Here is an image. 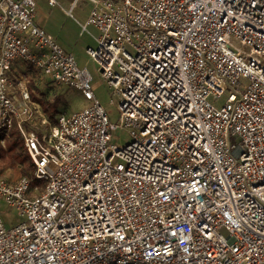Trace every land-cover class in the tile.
I'll use <instances>...</instances> for the list:
<instances>
[{
	"label": "built area",
	"instance_id": "obj_1",
	"mask_svg": "<svg viewBox=\"0 0 264 264\" xmlns=\"http://www.w3.org/2000/svg\"><path fill=\"white\" fill-rule=\"evenodd\" d=\"M87 1L88 54L132 142H112L93 77L37 25V1L0 0V144L15 132L31 168L0 174L24 218L0 217V264H264V0ZM33 71L91 105L51 117Z\"/></svg>",
	"mask_w": 264,
	"mask_h": 264
},
{
	"label": "rangeland",
	"instance_id": "obj_2",
	"mask_svg": "<svg viewBox=\"0 0 264 264\" xmlns=\"http://www.w3.org/2000/svg\"><path fill=\"white\" fill-rule=\"evenodd\" d=\"M37 1V18L36 23L48 34L54 37L55 41L67 52L75 57L76 62L80 68H86L87 71L93 77L92 89L105 109L109 121L113 125H117L116 130L112 131V142L119 146H125L132 142V138L129 134L128 128L120 126V112H119V98L114 95L112 90L107 85L106 81L102 77L100 72V66L89 56L88 48H96V39L99 37V31L93 26L88 27L86 31L83 30L90 16V12L93 8L92 4L87 0H79L76 10L74 12V18H70L66 14V10L70 9L74 0H56V6H50L48 0H36ZM44 82L42 81V84ZM245 83V82H244ZM47 83L43 84V89L46 90ZM47 89V95H43L38 92L35 96H38L44 102L55 101L56 105L54 109H57L58 116L62 113H75L81 111L91 105V102L87 101L77 90L68 86L62 88L56 86H50ZM244 88V85H243ZM229 92H226L220 98L211 96L209 101L217 108L224 106L228 100ZM56 111V110H55ZM15 139L11 141L6 138V145L0 144V173L9 181L18 180L23 176L22 168L27 169V175H31L30 161L22 146L18 136L13 132L11 134ZM1 137V134H0ZM19 144V146L17 145ZM234 144H237L234 141ZM22 147V149H21ZM24 160L25 163L19 165V160ZM15 162V163H14ZM39 186L43 188L42 182L33 183L32 187ZM0 217L7 228H12L19 225L24 221V218L20 213L10 208L7 203L0 199ZM221 233L225 236L228 235L225 229L221 230Z\"/></svg>",
	"mask_w": 264,
	"mask_h": 264
},
{
	"label": "trees",
	"instance_id": "obj_3",
	"mask_svg": "<svg viewBox=\"0 0 264 264\" xmlns=\"http://www.w3.org/2000/svg\"><path fill=\"white\" fill-rule=\"evenodd\" d=\"M33 76H34V78L32 79V82H31V85H30V87H31V89L33 90V91H35V93H36V90L37 91H39L42 95H43V97L45 96V95H47V89H50L49 87H50V85L49 84H47V89L46 90H44V89H42L43 88V84H42V80L41 79H39V73L38 72H36V71H33ZM35 99H38L37 97H35ZM39 100H41L42 101V99L41 98H39ZM55 105H56V103H55V101L53 100L52 102H43V106H44V109H45V111L47 112V113H49L50 114V116L51 117H55V115L58 113V111H57V109H54L55 108ZM56 110V111H55ZM18 146H19V144H17ZM20 147V146H19ZM21 149H22V147H21ZM16 159H18V158H14V160L16 161ZM19 160V159H18ZM15 163V162H14ZM24 163H25V161L24 160H19V165L20 164H22V166L21 167H23V165H24ZM27 169H25V168H22V172H23V174L24 175H27V173H28V171H26ZM23 175V176H24Z\"/></svg>",
	"mask_w": 264,
	"mask_h": 264
},
{
	"label": "crops",
	"instance_id": "obj_4",
	"mask_svg": "<svg viewBox=\"0 0 264 264\" xmlns=\"http://www.w3.org/2000/svg\"><path fill=\"white\" fill-rule=\"evenodd\" d=\"M1 174V173H0ZM2 175V174H1ZM3 176V175H2ZM16 181V180H15Z\"/></svg>",
	"mask_w": 264,
	"mask_h": 264
}]
</instances>
